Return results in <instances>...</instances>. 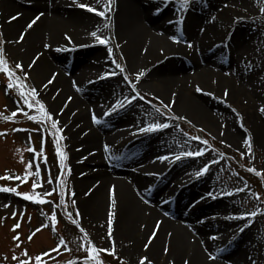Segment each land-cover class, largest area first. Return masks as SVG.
<instances>
[{"label":"bare ground","instance_id":"obj_1","mask_svg":"<svg viewBox=\"0 0 264 264\" xmlns=\"http://www.w3.org/2000/svg\"><path fill=\"white\" fill-rule=\"evenodd\" d=\"M169 1L174 0H116L103 18L77 5L86 3L103 10L105 0H0V6L4 35L14 57L29 66L39 57L31 71L41 79L43 98L63 122L88 222L106 228L109 214L114 212L111 243L114 240L133 259L147 257L149 264H248L255 249L253 234L235 218L240 212L232 200L218 197L208 172L196 175L205 158L175 160L192 145L181 142L169 129L140 132L147 126L143 124L148 121L142 119L147 110L137 100L111 116L104 115L118 100L126 103L125 98L133 96L121 78L130 74L137 89L141 82L145 88L153 84L173 110L211 127L219 124L231 143L242 145L248 135L264 148L260 111L264 108V53L255 60L253 49L260 37L253 30L254 22L238 20L240 16L227 10L223 0L203 5L205 15L171 16L174 2ZM240 3L252 14L250 0H232L231 6ZM41 13L39 21L28 29L27 24ZM17 14L19 18L9 22ZM105 24L113 27L112 32ZM93 31L119 45L123 74L100 78L112 72L107 66L110 56L107 47L91 36ZM21 33L26 35L17 43ZM174 36L179 43L171 39ZM182 41L191 42L192 47ZM87 45L93 49L89 62L78 56L71 59ZM73 68H78L74 79L69 74ZM140 72L145 75L137 80ZM53 74L58 75L48 84ZM192 82L203 91L192 93ZM210 93H221L226 102L246 110L245 115L237 111L239 117L231 116L227 110L217 118L210 110L216 108L215 101L205 97H211ZM93 113L99 123L93 122ZM108 126L114 128L106 132ZM164 156L168 159H157ZM133 166L138 172H131ZM182 206L189 210L186 219L169 216L180 215ZM230 253L233 258L220 261Z\"/></svg>","mask_w":264,"mask_h":264},{"label":"rangeland","instance_id":"obj_2","mask_svg":"<svg viewBox=\"0 0 264 264\" xmlns=\"http://www.w3.org/2000/svg\"><path fill=\"white\" fill-rule=\"evenodd\" d=\"M115 1L116 0H113L111 7L115 5ZM250 1L253 5L252 14H249L245 10L246 7L244 4L240 3L232 7V0H223L224 3L222 4L224 7L228 8L227 10L234 11L233 13L239 15L240 17L237 18L238 20L244 19L245 21L254 22L253 30H256L260 37V41L253 49L256 55L255 60L258 61V59L260 60L259 55L264 53V11H262L264 10V0ZM169 2H174V4H172V8L174 9L173 15L171 16H177L181 13L205 15V11L207 10L203 9L202 6L211 5V0H191L190 5L185 9L182 6V1L179 2L178 0H174ZM169 2L166 3V8L169 6ZM2 15L3 12L0 6V33L3 34L2 37H0V46L4 49L3 55L7 60L8 66L15 72V77H19L18 80H15V83H23L26 85V88L18 89L14 87L6 91L9 78L6 74L0 72V132L6 133V135L0 136V177L7 175L22 177L26 164L33 158V153L28 151V149L32 147L40 153L38 163L41 176L36 177L35 175H30L26 183L16 179H0V187L17 188V191L20 193H31L33 180H38L43 184V187H37L35 190L36 193L40 194L42 199L50 200L52 203H35L30 200H25L23 196H18L11 192H0V264H18L17 261L12 260V256L16 255L21 259H25L22 255L24 250H27L29 257L32 258V264H35V256L45 252L50 253V257L46 256L43 258L46 264H68L69 261H75L76 264H84V257L87 255V252L84 251V247H82L87 246V241L84 239L85 234H87L89 240L95 244L97 248L110 249L113 244L108 237V227L102 228V226H100L99 228L86 219L77 190L75 160H73V153L69 148V141H67L63 122L43 98L40 91V84H42V81L40 78L34 77L31 71L32 66L14 57L13 50L4 35ZM167 15L168 14H164L163 16L165 17ZM228 28H230V26ZM112 30L113 27L110 25L107 31L110 33ZM225 32L227 31L225 30ZM233 32L234 30L231 28V35ZM244 40L250 42L246 36ZM4 41H7V43H4ZM182 42L184 43L183 45H187L185 41ZM115 45L116 43L113 39H109V44L106 47L113 48V55L108 58L107 66L110 69L109 71L119 73L120 70L116 68V63L124 68V58L119 48H116ZM81 48L83 49L80 51H74L76 55L74 57V53L71 59L74 60L76 56H78L82 58V62L87 63L93 56L92 52H90L93 51L92 45ZM113 60H115V63H113ZM17 62L23 64L27 72V80L24 79V73L15 69V63ZM77 70L78 68H73L69 71L72 79H74L73 75ZM124 76H127L128 80L135 85L136 82L133 81L134 78L130 74L121 75L124 83L130 87L131 94L135 95L136 92H138L140 96L144 97V99H137L139 104L147 110V113L142 116V119L148 122L143 125L155 122L163 123L166 120L172 125L167 128L171 134H178L181 142L192 145V147L186 149V151L196 152L202 150L204 152L203 157H199L205 158L206 160L203 159L204 163L198 166L200 167L202 165V167H204L205 164L210 165L207 171L210 175L209 181L218 194V197H228V200L231 199V204L240 212V215L246 212H258L254 218L249 217L243 220L240 219V222L245 223L243 229L250 230L255 241V249L248 264H264V148L252 142L251 150L249 151L244 142L242 145H236L228 141L225 138L224 132L221 131L219 124L211 127L209 124L203 121H197V119L187 116L177 109L173 110L171 106L168 109H163L161 102H163V104H166V102L158 95L159 93L154 89L156 87L153 86V84L149 88H145L143 87L145 82H143L144 84L141 82L142 84H139L140 89L136 88L135 91H133L131 86L124 80ZM146 83L150 84V82ZM194 85H196V83L192 82L189 88L192 93L197 91V86ZM31 88L37 89L39 98L46 105L47 111L59 121V126L63 129V139L60 141L61 150L66 156L63 170L59 166V160L54 145V137L44 132V143L42 145V134L41 131L37 130H43L45 128L44 123H37L29 120L22 113H18L17 116L11 120L7 119V117L11 116L13 111L17 110L18 102L19 106L27 111L29 115H38L34 109H27L26 105L23 103V98L20 96V91H27ZM214 96L205 97L212 98V100L215 101L216 108H211L210 110L211 113L215 111V113L218 114L217 118L221 113L227 112V110L230 111L231 116L236 115L239 117L240 113L237 111H241L245 115L246 110L226 102L225 99L222 98L221 93L217 95L214 94ZM149 101H151V103H149ZM243 107L246 108L244 105ZM157 108H161V112L164 113L163 116L156 112ZM175 117H184L185 119H175ZM261 119L264 121V112L261 113ZM241 124L242 123H240V125ZM50 128L51 125L50 122H48L47 129L50 130ZM112 128L114 127L108 126L106 132ZM13 129H27L28 131H13ZM242 130L244 133L247 131L245 127L244 129L242 128ZM29 136H31V142H29ZM193 137H200V139H193ZM248 137V135L245 136L244 141ZM204 140L207 141V144L203 143ZM241 153H244V155L242 156ZM212 161H216V163H212ZM249 168H255L256 172H249L247 170ZM68 169L71 170L70 174ZM49 170L53 181L51 184L48 183ZM31 171L35 173V164H33ZM62 171L63 176L61 178L65 181L64 191L66 192L63 198V204H61V197L59 196L61 188L58 186L57 182V177L60 176ZM131 172H138L137 167L133 166ZM193 181L194 179L186 183L185 186ZM52 189H56V191L51 196H43V193L52 191ZM238 189H243V191H238ZM73 191L75 192V197L71 196ZM226 193L232 194L227 195ZM73 199H75V204L72 203ZM6 204L10 206L4 207ZM57 205H59V207H57ZM77 209L80 213L79 217L76 216ZM180 210V215L172 214L169 216L173 219L183 221L184 218L186 219L187 214H189V210L187 206H182ZM14 211L17 213L15 218L12 216ZM53 211H55L57 217L55 228H53L51 221V214ZM21 213L23 214L22 216ZM69 213H71V216H69ZM73 220H75L76 223H73ZM18 221L20 222V227L16 229V231H13V225ZM43 225L48 226L43 227ZM81 228L84 229L83 232L80 230ZM37 229H40V231L37 232ZM34 232L35 235L29 240L28 237ZM17 234L21 237L19 248L16 247L17 242L12 239V237ZM237 236L238 234L235 237ZM61 239L64 241L63 246L59 244ZM230 244L231 243H229V245ZM114 246L116 255L110 256L116 259V264H139L138 258L133 259L128 256L123 249L118 247L119 245L116 244V242ZM58 247V252L52 251ZM107 256L109 258V254L101 253L99 258L102 261H107L106 264H111L112 261L108 259ZM233 256V253L222 256L220 261L226 263L229 259L233 258ZM5 257H7V259H5ZM92 264H94V262H92ZM152 264L154 263L152 262Z\"/></svg>","mask_w":264,"mask_h":264},{"label":"snow or ice","instance_id":"obj_3","mask_svg":"<svg viewBox=\"0 0 264 264\" xmlns=\"http://www.w3.org/2000/svg\"><path fill=\"white\" fill-rule=\"evenodd\" d=\"M100 2H101V0H97V3H100ZM190 2H191V0H182V6L186 9L190 5ZM112 3H113V0H105V2L103 4V10H101L100 8H97V7H93V6H91L89 4H86V3H80L77 6L82 8V9H85V10H87L89 12H93L96 15H98L99 17L103 18V17L106 16L107 13H110L112 11V7H111ZM157 11H159V10H157ZM262 11H264V10H262ZM19 15L20 14L11 16L9 18V22L17 20L19 18ZM42 15H43V13L35 16L27 24V28L28 29H32L33 26L39 21V19L41 18ZM182 22H183L182 20H177L176 21V23H178V24H182ZM104 27L108 28V27H110V25L109 24H105ZM97 31H99V29H97ZM97 31H93L91 33V36L95 37L99 44L107 46L109 44V38H104V37L98 36L97 35ZM2 35L3 34L0 33V37H2ZM25 35H26V33H21L19 39L16 42L17 43L22 42V40L24 39ZM67 39L70 40V37H67ZM171 39H173L174 42H177V43L180 42L178 37L174 36V37H171ZM4 43H7V41H4ZM186 43H187L188 47H190V48L192 47L191 42H186ZM45 47H49V46L45 45ZM115 47L119 48V45L117 44V45H115ZM107 51H108L109 56L113 55V48L112 47H108ZM3 52H4V49H3L2 46H0V72L6 74L7 77L9 78V83L6 85V91L9 90V89H12L14 87H16L18 89H25L26 88L25 84H23V83H20V84L15 83V80H18L19 77H15V72L13 71L12 68H10L8 66L7 60L5 59V57L3 55ZM38 59H39V57H37V58H35L33 60L32 66L35 65L36 60H38ZM113 63H115V60H113ZM116 68L120 70L119 73H117L115 71H112L110 73H107V74L101 76L100 78L101 79H107L110 76L123 74L124 68H122L120 64L116 63ZM15 69L21 71L22 73H24V79L27 80V78H28L27 77V72H26V70H25V68H24L22 63H20V62L15 63ZM56 75H58V74H53L52 78L49 79L48 84H51V83L54 82ZM144 75H145L144 72H140V73L137 74L136 79L139 80ZM123 78L131 86L133 91H135L136 85L133 84L131 81H129L127 76H124ZM44 87H47V85H44ZM197 91H201L202 92L203 90L200 89L199 86H198L197 87ZM209 95H211V93ZM225 95H227V91L225 92ZM20 96L23 98V103H24V105H26L27 109H29V110L34 109L35 112L38 113V115H29L27 111H25L23 108H21L19 106V102H18L17 103V110L13 111L11 113V116L7 117V119L11 120L14 117H16L18 113H22L29 120H32V121L37 122V123H44L45 124V128L43 130H40V129L37 130V131H41V134H42L41 135L42 145L44 143V132H47L48 134H50V135H52L54 137V145H55L56 154H57L58 160H59V166L63 170L64 161L66 159V156H65L64 152L61 150L60 141H61V139H63V135H62L63 129L59 126V121L56 118H54L51 113H49L47 111L46 105L39 98V92L37 91V89L31 88V89H29L27 91H20ZM70 99L71 98H69V100ZM137 99H144V97L140 96V94L138 92H136V94L131 96L130 98H125L126 103L124 101H119L118 100L112 106L110 111L106 112L104 115L105 116H111L113 112H117V111H119L120 109H122L124 107L130 106ZM149 103H151V101H149ZM161 104H162L163 109H168L169 108V105L163 104V102H161ZM260 111L264 112V108H261ZM156 112L159 113L161 116L164 115V113L161 112V108H157ZM92 119H93L94 123H99L100 122L99 119L95 116L94 113L92 115ZM175 119H185V118L184 117H175ZM48 122H50V125H51L50 130L47 129ZM171 126L172 125H170L165 120V122H163V123H160V122L149 123L146 127L140 128L139 131L140 132H149V133H151V132H154V131H160V130H163V129H167V128L171 127ZM13 131H25V132H27L28 130L27 129H13ZM4 135H6V133L0 132V136H4ZM193 139L199 140L200 137H193ZM29 142H31V136H29ZM203 143L207 144V141L204 140ZM244 143H245V145H247V147H248V149L250 151L251 150V145H252L251 138L250 137L246 138ZM28 151L33 153V158H32V160L28 161V163L26 164L24 175L22 177L21 176L13 177L11 175H7V176H4V177H0V179H8V180L16 179V180H21L22 182L26 183L28 181L30 175H35L36 177H40L41 173H40L39 163H38V159H39L40 153H38L35 150L34 147L29 148ZM203 155H204V152L202 150L196 151V152H191V151H189V152H181L179 155L175 156V160L179 161L183 157H199V156H203ZM241 155L243 156L244 153H241ZM84 159H87V158L85 157ZM157 159H160L161 161H163V160H167L168 157L167 156L158 157ZM21 162H23V161H21ZM81 162H83V161H81ZM45 163H46V157H45ZM212 163H216V161H212ZM33 164H35V166H36L35 173H32V171H31V169L33 168ZM209 166L210 165L205 164L204 167L201 168L200 171L196 173V175L199 177L201 175L206 174L208 169H209ZM247 170L249 172H256L255 168H249ZM70 171L71 170L68 169L69 174H70ZM258 174H261V173H258ZM62 176H63V171L61 172L60 176L57 177L58 186L61 188V191L59 192V196L61 197V204L64 203V199L63 198L66 195V192L64 191L65 181L61 178ZM48 183L49 184L53 183V181L51 179L50 170H49ZM37 187H43V184L40 181H38V180H33V182H32V192L31 193H20L19 191H17V188H9V187H0V192H5V193L11 192V193H14L15 195L23 196V198L25 200H30V201H33L35 203H40V204L52 203V201H50V200L42 199L40 197V194L36 193L35 190H36ZM55 191H56V189H52V191L43 193V196L44 197H49ZM238 191H243V189H238ZM226 194L227 195H231L232 193H226ZM208 195L212 196L213 194L212 193H208ZM71 196L75 197V192L74 191L71 193ZM257 198H259V197H257ZM112 202H113V206H115L114 190H113V201ZM72 203L75 204V199L72 200ZM9 206L10 205H8V204L4 205V207H9ZM57 207H59V205H57ZM257 214H258V212H256V211L246 212V213H244V214H242V215H240L238 217H235V218L243 220V219H247L249 217H253L254 218ZM16 215H17V213L14 211L12 213L13 218H15ZM22 215L23 214L21 213V216ZM79 215H80V213H79V210L77 209L76 216L79 217ZM69 216H71V213H69ZM114 217H115V213L114 212H110L109 218H108V237H109V239H112V235H113L112 224H113ZM51 221H52L53 228H55V224L57 223V217H56L55 211H53V213L51 214ZM72 222L76 223L75 220H73ZM47 226L48 225H43V227H47ZM19 227H20V222L18 221L15 225H13V229L12 230L16 231V229H18ZM80 230L82 232L84 231L83 228H81ZM36 231L38 232V231H40V229H37ZM156 231H158V228L156 229ZM156 231L153 232L152 237L149 239V242H148L149 244L152 242V239L155 238ZM240 231H243V229H240ZM34 235H35V232L32 233V235H30L28 237V239L31 240ZM211 238L215 239L216 237H211ZM12 239H13V241L17 242L16 247L19 248L20 247V243L19 242L21 240L20 235L19 234L14 235L12 237ZM84 239H85V241H87V246L86 247L82 246V247H84V251L87 252V255L84 257V264H92V262H94V264H103V261L99 258V255L101 253H106V254L113 255V256L116 255L115 246H114L115 245V241L114 240H112L113 246L110 249H105V248H97L95 246V244H93L89 240L87 234H85ZM59 244H60V246L64 245L63 239L60 240ZM147 246L148 245H146L145 247H147ZM52 251L53 252H58L59 251V247L56 248V249H53ZM165 252H167V248H165ZM22 255L25 257V259H21L20 257H18L16 255H13L12 256V260L13 261H17L18 264H32V258L29 257V254H28L27 250H24L22 252ZM46 256L50 257V253L45 252V253H41L40 255L35 256V258H34L35 264H46V261L43 259ZM210 258L214 259L215 257H211L210 256ZM5 259H7V257H5ZM68 264H76V262L75 261H69ZM139 264H149L148 258L147 257H141L140 260H139ZM185 264H187V262H185Z\"/></svg>","mask_w":264,"mask_h":264},{"label":"trees","instance_id":"obj_4","mask_svg":"<svg viewBox=\"0 0 264 264\" xmlns=\"http://www.w3.org/2000/svg\"><path fill=\"white\" fill-rule=\"evenodd\" d=\"M107 258H108V256H107ZM108 259H110V260L112 261L111 264H116V259L112 258L111 256H109ZM106 263H107V261H103V264H106ZM109 264H110V263H109Z\"/></svg>","mask_w":264,"mask_h":264}]
</instances>
